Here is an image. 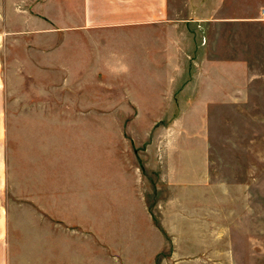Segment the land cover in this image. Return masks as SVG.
<instances>
[{
  "label": "rangeland",
  "instance_id": "374dc122",
  "mask_svg": "<svg viewBox=\"0 0 264 264\" xmlns=\"http://www.w3.org/2000/svg\"><path fill=\"white\" fill-rule=\"evenodd\" d=\"M207 10L264 19V0ZM210 27L249 58L250 82L209 113L0 114V250L13 264H264V21ZM7 85L26 110L23 83ZM46 172L65 183L63 222L44 207Z\"/></svg>",
  "mask_w": 264,
  "mask_h": 264
},
{
  "label": "crops",
  "instance_id": "0c3cea01",
  "mask_svg": "<svg viewBox=\"0 0 264 264\" xmlns=\"http://www.w3.org/2000/svg\"><path fill=\"white\" fill-rule=\"evenodd\" d=\"M208 1L0 0V114H206L242 99L249 58L225 50L210 26L264 19L209 17ZM14 82L26 110L10 102ZM46 178L44 207L63 222L65 183ZM40 235L45 247L54 240L52 228ZM19 256L0 250V264Z\"/></svg>",
  "mask_w": 264,
  "mask_h": 264
}]
</instances>
